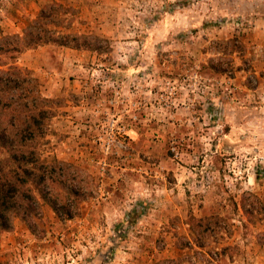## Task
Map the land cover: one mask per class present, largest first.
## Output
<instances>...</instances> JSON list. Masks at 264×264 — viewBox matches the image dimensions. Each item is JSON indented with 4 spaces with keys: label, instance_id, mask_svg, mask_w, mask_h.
Instances as JSON below:
<instances>
[{
    "label": "rangeland",
    "instance_id": "rangeland-1",
    "mask_svg": "<svg viewBox=\"0 0 264 264\" xmlns=\"http://www.w3.org/2000/svg\"><path fill=\"white\" fill-rule=\"evenodd\" d=\"M52 2L110 45L15 60L54 100L38 149L79 215L39 199L0 264H264V0H0V35Z\"/></svg>",
    "mask_w": 264,
    "mask_h": 264
},
{
    "label": "trees",
    "instance_id": "trees-1",
    "mask_svg": "<svg viewBox=\"0 0 264 264\" xmlns=\"http://www.w3.org/2000/svg\"><path fill=\"white\" fill-rule=\"evenodd\" d=\"M63 9L68 8L52 2L28 22L23 35H0V56L12 61V65L0 69V233L11 231L15 219L27 223L38 219L39 199L52 208L59 220L79 215L68 196L53 194L56 181L49 169L52 164L42 158L38 149L54 115V100L44 95L31 71L15 65L24 50L43 45L97 53L110 49L109 41L100 36L58 30L70 27L61 20Z\"/></svg>",
    "mask_w": 264,
    "mask_h": 264
},
{
    "label": "crops",
    "instance_id": "crops-1",
    "mask_svg": "<svg viewBox=\"0 0 264 264\" xmlns=\"http://www.w3.org/2000/svg\"><path fill=\"white\" fill-rule=\"evenodd\" d=\"M20 59H21V57H20ZM19 63V62H18Z\"/></svg>",
    "mask_w": 264,
    "mask_h": 264
}]
</instances>
